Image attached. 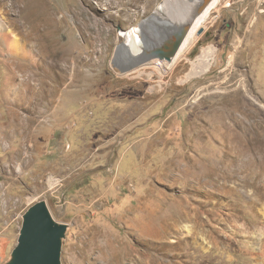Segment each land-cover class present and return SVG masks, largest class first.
<instances>
[{"label":"rangeland","instance_id":"374dc122","mask_svg":"<svg viewBox=\"0 0 264 264\" xmlns=\"http://www.w3.org/2000/svg\"><path fill=\"white\" fill-rule=\"evenodd\" d=\"M164 1L0 0V264L39 201L61 264H264V0H171L179 59L122 72Z\"/></svg>","mask_w":264,"mask_h":264},{"label":"water","instance_id":"95a60500","mask_svg":"<svg viewBox=\"0 0 264 264\" xmlns=\"http://www.w3.org/2000/svg\"><path fill=\"white\" fill-rule=\"evenodd\" d=\"M166 2L139 25V31L146 38L142 40L141 51L128 55L124 65L118 66L122 72L153 60L173 62L189 33L191 22L173 17L176 11L171 3L167 11ZM203 32L200 29L198 35ZM66 231L67 226L55 221L45 201L35 203L23 216L18 244L8 264H61L62 239Z\"/></svg>","mask_w":264,"mask_h":264},{"label":"bare ground","instance_id":"6f19581e","mask_svg":"<svg viewBox=\"0 0 264 264\" xmlns=\"http://www.w3.org/2000/svg\"><path fill=\"white\" fill-rule=\"evenodd\" d=\"M194 2L198 3L199 5H202V3L204 2H207L208 0H193ZM172 1L170 0H167L165 6H167V11L168 9H170V3ZM182 2H186L188 3L189 1L188 0H182ZM213 4H215V0H212V2L206 7V8H212ZM206 8L200 12V10L198 9L196 12L193 13V11L189 14L188 12V19L187 20H184L185 22H191V28L196 20V18H198L205 10ZM208 8V9H209ZM163 11L166 12V9L163 8ZM208 12V10L205 12V14ZM208 14V13H207ZM204 15V14H203ZM209 15V14H208ZM176 17L175 13H173V17ZM205 21H208L205 20ZM201 27V26H200ZM190 28V30H191ZM189 30V32H190ZM192 32V31H191ZM190 32V33H191ZM189 34V33H188ZM122 35L124 36L125 38V42L123 44H121L120 46H118L117 48V51H116V58H115V65H117V58H121V59H124V55H132L134 53H137L139 51H141L142 49V40H141V35H142V32L139 31L138 27H135V28H132L130 29L129 31H127L126 33H122ZM188 36V35H187ZM187 38V37H186ZM186 40V39H185ZM185 42V41H184ZM184 44V43H183ZM183 46V45H182ZM182 49V47H181ZM181 49L179 50L178 54L176 55V57L174 58L173 62L170 64V65H173V63L175 61H177L179 59V56H180V53H181ZM212 53V52H211ZM208 54V52L206 53ZM206 56V55H204ZM203 56V57H204ZM209 55L206 56V59L205 57L203 59H205V62H203L204 60H202L201 58L197 59L194 63H195V67L194 69L188 74L187 76V80L190 79V78H194L196 76H198L201 72L203 71H206L208 68H209V65L212 64V58L211 57H208ZM119 58V59H120ZM205 63V64H204ZM145 65V64H144ZM137 68V67H136ZM135 68V69H136ZM172 68V67H171ZM205 69V70H204ZM134 70V69H132ZM131 71V70H130ZM130 71H127V72H130ZM143 73V72H142ZM143 75V74H142ZM147 77V76H146ZM245 85V84H244ZM250 88V87H248Z\"/></svg>","mask_w":264,"mask_h":264},{"label":"crops","instance_id":"0c3cea01","mask_svg":"<svg viewBox=\"0 0 264 264\" xmlns=\"http://www.w3.org/2000/svg\"><path fill=\"white\" fill-rule=\"evenodd\" d=\"M3 42H4V47H5V51L10 55H14L16 54V52L13 49V38L11 37L10 34L8 33H4L3 35ZM20 49V47H19ZM23 48H21L22 50ZM29 52L26 50V52H21L22 55L24 56H29L28 54ZM28 61V59H27ZM12 89H9L6 93L8 98H10L12 95L9 94V92H13L14 94L17 93L18 87L13 86L11 87ZM14 90V91H13ZM18 94V93H17ZM63 94V93H62ZM13 98L15 97V95L12 96ZM11 102H15V104L13 105V108L11 109V111L9 110V112H15L16 110H18L21 107L22 102L20 100H9ZM18 101V102H17ZM17 115V114H15Z\"/></svg>","mask_w":264,"mask_h":264},{"label":"built area","instance_id":"2783aa9c","mask_svg":"<svg viewBox=\"0 0 264 264\" xmlns=\"http://www.w3.org/2000/svg\"><path fill=\"white\" fill-rule=\"evenodd\" d=\"M221 6L224 9H231L236 3L240 2L241 0H220Z\"/></svg>","mask_w":264,"mask_h":264}]
</instances>
